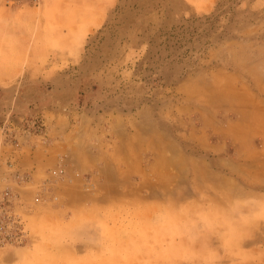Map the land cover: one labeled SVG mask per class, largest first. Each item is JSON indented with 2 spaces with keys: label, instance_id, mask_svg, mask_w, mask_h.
<instances>
[{
  "label": "rangeland",
  "instance_id": "374dc122",
  "mask_svg": "<svg viewBox=\"0 0 264 264\" xmlns=\"http://www.w3.org/2000/svg\"><path fill=\"white\" fill-rule=\"evenodd\" d=\"M226 237L264 245V0H0V264Z\"/></svg>",
  "mask_w": 264,
  "mask_h": 264
},
{
  "label": "crops",
  "instance_id": "0c3cea01",
  "mask_svg": "<svg viewBox=\"0 0 264 264\" xmlns=\"http://www.w3.org/2000/svg\"><path fill=\"white\" fill-rule=\"evenodd\" d=\"M225 238L215 241L214 238L206 240L201 245H196L193 253L187 257L198 256L201 261L193 264H261L257 261L260 254L264 253V245L259 247L246 246L245 239ZM185 256H182L185 258ZM251 258V259H250ZM253 258V259H252ZM187 262V261H186ZM264 262V260H263ZM262 262V264H263ZM181 264H188L184 261Z\"/></svg>",
  "mask_w": 264,
  "mask_h": 264
}]
</instances>
